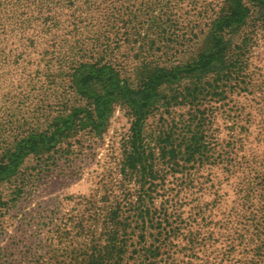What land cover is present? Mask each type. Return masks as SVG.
<instances>
[{
  "label": "trees",
  "instance_id": "1",
  "mask_svg": "<svg viewBox=\"0 0 264 264\" xmlns=\"http://www.w3.org/2000/svg\"><path fill=\"white\" fill-rule=\"evenodd\" d=\"M135 1L0 0V67L9 57L14 64L19 60L31 63L37 50H44L37 56L36 67L41 64L45 81L38 80L41 70L36 68L31 80L37 81L30 84L34 94L26 98L29 105L37 104V109L44 108L46 113L45 122L43 115L36 117L35 113L30 121L24 119L15 127L14 140L0 151V182L15 189L26 185L17 177L26 159L36 157L41 163L46 154L64 157L84 134L101 137L114 108L121 107L129 119L128 133L118 154L109 150L106 163L113 165V172L102 171V194L98 199L94 194L79 197L83 214L69 218L75 224L71 248L79 252L69 263L123 264L129 255L127 264H230L228 259L205 261L193 252H204L207 245L201 229L208 220L213 223L205 216L211 211L201 204L205 188L195 175L206 166H222L230 172L240 148L201 141L203 132H209L202 128L210 119L208 112L193 115L178 126L168 125L160 116L154 132L147 131L146 121L160 109L168 112L171 103L182 98L193 103L200 95L212 99L226 94L229 81L238 77L234 70L239 69L226 54L231 44L224 39V32L253 22L257 9H264V0H222L219 15L209 29L207 24L196 36V53H190L189 58L177 61L165 52L156 54L160 48L149 45L146 50L139 47L132 64L113 55L130 43L127 28L136 22L140 11L132 4ZM119 2L128 4L124 20H119L123 9L118 8ZM260 12L264 18V10ZM110 19L118 28L103 26ZM117 34L120 39H113ZM15 45L13 56L5 54ZM186 79L193 80L189 81L190 89L182 88ZM166 86H173L169 95L163 94ZM4 128L1 125L0 134ZM239 170V184L246 189L243 200L251 203L262 183L255 180L250 166L242 164ZM249 178L252 181L243 183ZM65 225L61 224V232L55 231L60 241ZM181 239L192 255L178 256L176 245Z\"/></svg>",
  "mask_w": 264,
  "mask_h": 264
},
{
  "label": "rangeland",
  "instance_id": "2",
  "mask_svg": "<svg viewBox=\"0 0 264 264\" xmlns=\"http://www.w3.org/2000/svg\"><path fill=\"white\" fill-rule=\"evenodd\" d=\"M221 1L132 2L134 8L140 10L137 13L139 17L127 28L130 43L123 44L113 58L118 61L126 58L133 64V56L140 52L139 47L146 50L149 45L153 49L160 48L156 54L165 52L166 56H175L177 61L186 56L189 58L190 53H196V36L207 29V24L209 29L212 20L219 15ZM117 4L118 8H123L118 13L119 20L126 19L128 10L124 8L128 4ZM210 9L213 13L208 11ZM260 10L264 9H257L253 22L224 32V39L231 44L226 54L232 56V63L236 62L233 66L239 69L234 70L239 72L238 77L234 76L235 80L229 81L230 89L225 91L224 96L210 99L200 95L193 103L182 98L171 103L168 112L160 109L146 121L147 131L154 132L160 125L161 117L168 125L178 126L189 121L193 115L200 117L208 112L210 119L202 128L209 129V132H203L201 141L211 146L218 144L221 147L230 145L240 148L230 172L223 170L222 166H206L195 175L205 188L201 204L211 211L205 216L211 217L213 222L210 224L208 220L201 229L207 245L204 252L193 251L205 261L228 259L230 264H264V18ZM115 22L110 19L102 24L118 28ZM113 39H120L119 34ZM240 41V46H236ZM198 42L202 44V40ZM233 46L237 48L234 50ZM37 51L31 63L19 60L18 64H14L9 57L0 67V127H5L0 134V151L14 140L18 132L15 127L23 121H30L35 113L36 117L43 115L41 119L46 120L45 109H37V104L29 105L26 98V95L34 94L30 84L37 81L31 80L36 68L41 70L38 80L45 81L41 64L36 67L37 56L42 55L44 50ZM15 52L16 45L10 52L5 50V54L11 56ZM138 59L142 60L141 57ZM25 80L28 83H24ZM189 81L193 80L182 81V88L190 89ZM162 91L164 95H169L173 92V86L163 87ZM128 128L129 119L125 111L117 106L101 137L84 134L76 148L64 157L46 154L41 163L36 157L26 159L17 174L26 185L15 189L13 185L0 182V199L3 202L0 207V264H71L69 259L79 252L71 248L75 224L70 219L82 216L84 209L78 204V199L89 194H94L98 199L102 194V171L106 168V171L113 172V165L106 163L109 150L118 154L119 144L126 138ZM232 151L234 153V149ZM233 153L232 157H235ZM242 164L250 166L255 180L262 183L251 203L243 200V190L246 189L241 188L242 183L239 184ZM252 178L243 183L248 184ZM210 186H214V189L210 190ZM213 197L215 201H212ZM64 222L66 231L60 241L55 231L59 229L58 232H61L60 226ZM254 224L258 227L255 228ZM188 225L192 227L193 223L189 221ZM186 230L195 231L190 227ZM210 237L213 241L209 240ZM184 244L182 239L177 242L178 256L185 253L192 255L193 252L190 250L188 253L189 249L183 247ZM128 256L123 264L129 263ZM19 259L24 260L19 262Z\"/></svg>",
  "mask_w": 264,
  "mask_h": 264
}]
</instances>
